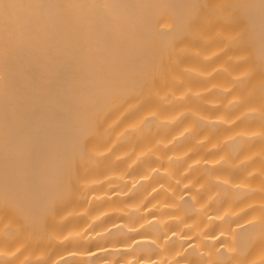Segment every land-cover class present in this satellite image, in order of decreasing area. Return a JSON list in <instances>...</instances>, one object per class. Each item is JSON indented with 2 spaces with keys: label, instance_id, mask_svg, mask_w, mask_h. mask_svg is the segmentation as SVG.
<instances>
[{
  "label": "bare ground",
  "instance_id": "bare-ground-1",
  "mask_svg": "<svg viewBox=\"0 0 264 264\" xmlns=\"http://www.w3.org/2000/svg\"><path fill=\"white\" fill-rule=\"evenodd\" d=\"M0 264H264V0H0Z\"/></svg>",
  "mask_w": 264,
  "mask_h": 264
}]
</instances>
